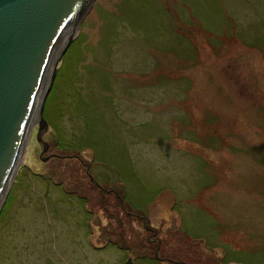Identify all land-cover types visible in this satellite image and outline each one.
I'll use <instances>...</instances> for the list:
<instances>
[{
	"label": "rangeland",
	"instance_id": "1",
	"mask_svg": "<svg viewBox=\"0 0 264 264\" xmlns=\"http://www.w3.org/2000/svg\"><path fill=\"white\" fill-rule=\"evenodd\" d=\"M71 36L0 264H264V0H94Z\"/></svg>",
	"mask_w": 264,
	"mask_h": 264
},
{
	"label": "water",
	"instance_id": "2",
	"mask_svg": "<svg viewBox=\"0 0 264 264\" xmlns=\"http://www.w3.org/2000/svg\"><path fill=\"white\" fill-rule=\"evenodd\" d=\"M93 1L0 0V200L16 170L18 148L28 136L32 113L41 156L47 151L42 135L52 126L44 102L56 67L73 40L67 27L74 24L72 30H78ZM64 36L69 37L62 43Z\"/></svg>",
	"mask_w": 264,
	"mask_h": 264
},
{
	"label": "bare ground",
	"instance_id": "3",
	"mask_svg": "<svg viewBox=\"0 0 264 264\" xmlns=\"http://www.w3.org/2000/svg\"><path fill=\"white\" fill-rule=\"evenodd\" d=\"M73 26H74V24H70V25L67 27V29H68V33H69V36H70V34H71V30H72ZM69 36H64V37H63V40H62V43H63L64 41H66V40L68 39ZM61 48H62V44H61ZM61 48H60V49H61ZM50 70H51V67H49V72H50ZM34 117H35V116H34V114L32 113V114H31V118H30V122H29V123H30V126H31L32 123H33V125L36 124V131H37V129H38V128H37L38 126H37V123H36V122H37V119L34 118ZM30 129H31V128L29 127V130H30ZM47 129H48V127H47ZM47 129H46V130H47ZM29 130H28V131H29ZM46 130H45V131H46ZM28 131H27V132H28ZM43 134H44V133H43ZM28 136H29V135H28ZM42 136H43V135H42ZM25 139H26V138H25ZM22 140L24 141V139H22ZM22 144H23V142H22ZM22 150H23V145H19V148H18L19 155H18V157H17V159H16V161H15L14 167H17V165H18L19 162H24L23 160H21V155H20V153H21ZM75 159H76V158H75ZM12 172H13V171H12ZM12 172H11V174H10V176H9V179H8L7 183L10 182V180L12 179V176L14 175V172H13V174H12ZM7 183L5 184V187H4V190H3V194H2V197H1V200H0L1 202H3V201L5 200V198H6V194H5V193H6V188H7V185H8ZM1 202H0V203H1Z\"/></svg>",
	"mask_w": 264,
	"mask_h": 264
},
{
	"label": "trees",
	"instance_id": "4",
	"mask_svg": "<svg viewBox=\"0 0 264 264\" xmlns=\"http://www.w3.org/2000/svg\"><path fill=\"white\" fill-rule=\"evenodd\" d=\"M125 17H127L128 19H130V17H128V16H125ZM130 20H131V19H130ZM128 22H129V21H128ZM111 23H112V22H110V21H108V20H107V21H104V23H103V24H104V28H105L104 31H105V30H108V28L111 29ZM132 23H133V22H132ZM132 23H131V24H132ZM108 32H109V31H108ZM109 87H110V86H109Z\"/></svg>",
	"mask_w": 264,
	"mask_h": 264
},
{
	"label": "flooded vegetation",
	"instance_id": "5",
	"mask_svg": "<svg viewBox=\"0 0 264 264\" xmlns=\"http://www.w3.org/2000/svg\"><path fill=\"white\" fill-rule=\"evenodd\" d=\"M88 173H89L88 170H86V175H88ZM92 179H93V178H92ZM92 182H93V180H92ZM100 190H103V189H100ZM107 193H108V192H107Z\"/></svg>",
	"mask_w": 264,
	"mask_h": 264
}]
</instances>
